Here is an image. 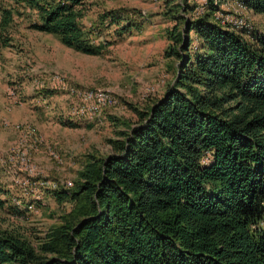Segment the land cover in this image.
<instances>
[{"label": "trees", "instance_id": "1", "mask_svg": "<svg viewBox=\"0 0 264 264\" xmlns=\"http://www.w3.org/2000/svg\"><path fill=\"white\" fill-rule=\"evenodd\" d=\"M13 1L33 12L30 30L100 55L79 24L86 0ZM205 2L168 6L167 89L109 120L122 127L109 154L84 155L69 188L43 191L68 204L56 224L0 230V264H264V37L215 20L233 2L264 19V0ZM11 9L0 4V32ZM99 19L133 27L118 11Z\"/></svg>", "mask_w": 264, "mask_h": 264}, {"label": "rangeland", "instance_id": "2", "mask_svg": "<svg viewBox=\"0 0 264 264\" xmlns=\"http://www.w3.org/2000/svg\"><path fill=\"white\" fill-rule=\"evenodd\" d=\"M180 2L86 0L87 11L79 24L92 45H103L100 55L91 57L64 48L55 36L30 30L32 11L13 0L0 1L1 8L16 12L0 32V230L40 236L68 208L43 191L26 188L25 195L15 183L24 177L18 172L22 169L16 155L25 149L26 129L41 138L40 145L28 150L35 168L32 182L72 183L84 155L109 154L106 141L122 128H114L116 123H109L110 119L130 121V108L162 96L172 77L171 67L176 66L164 56L169 44L166 31L172 24L162 15L169 5ZM219 9L231 13L226 16L232 23L241 20L244 28L240 30L264 37L263 18L231 6ZM111 11L124 14L123 24H132L128 34L117 35L116 27L100 21V16ZM71 91H106L113 104L88 122L73 114L78 102ZM48 151L58 156L59 163ZM29 204L33 207L26 212ZM12 207L23 215L14 216Z\"/></svg>", "mask_w": 264, "mask_h": 264}, {"label": "built area", "instance_id": "3", "mask_svg": "<svg viewBox=\"0 0 264 264\" xmlns=\"http://www.w3.org/2000/svg\"><path fill=\"white\" fill-rule=\"evenodd\" d=\"M195 3H197L200 6H204L206 4L205 0H191ZM231 6L232 8L235 7L236 10L238 11H246L245 8L243 7L242 4L238 2H233L229 4L223 5V7H229ZM233 10V9H232ZM235 13V11H234ZM227 14L231 13H226L223 12L222 9H220L219 12H217L215 15V20L219 22L220 25L222 26H229L234 29H242V22L239 20L236 24V22L232 23L231 19L227 17ZM237 17V16H235ZM232 18V17H231ZM71 94L75 97L76 101L78 102L76 108L73 110V114L79 117H85L88 122H91L92 120H96L99 115L101 114L102 110L108 108L113 104L112 97L110 94L106 91H84V92H78V91H71ZM3 126H6L5 123H3ZM24 134L26 136L27 142L23 140V144L26 145L24 146L25 149L22 150V152L19 155H16L18 165L21 167L23 174V178L17 179L15 183L18 186L23 187V192L26 195V188L27 189H33L30 192H42L45 190H55L57 188V185L55 183H48V182H32L33 177L35 175V168L30 164V158L28 155V150L32 149V147H36L40 145L41 143V138L37 136L32 129H26L24 131ZM28 144V145H27ZM49 157L54 160L56 163H59L58 156L54 154V152L48 151ZM13 167V165H11ZM14 169V168H12ZM14 173L16 172L13 170ZM10 172V171H8ZM11 175H13L12 172H10ZM31 185L32 187H30ZM64 188H69L70 184L68 182L60 184ZM32 205L29 204L27 206V211L32 209Z\"/></svg>", "mask_w": 264, "mask_h": 264}]
</instances>
